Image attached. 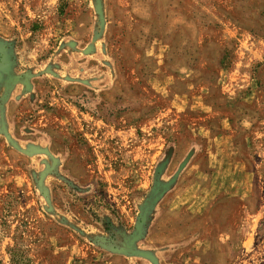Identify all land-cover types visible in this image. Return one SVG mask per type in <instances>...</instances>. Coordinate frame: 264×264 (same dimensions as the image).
Listing matches in <instances>:
<instances>
[{
  "label": "rangeland",
  "instance_id": "rangeland-1",
  "mask_svg": "<svg viewBox=\"0 0 264 264\" xmlns=\"http://www.w3.org/2000/svg\"><path fill=\"white\" fill-rule=\"evenodd\" d=\"M0 264H264V0H0Z\"/></svg>",
  "mask_w": 264,
  "mask_h": 264
},
{
  "label": "water",
  "instance_id": "water-1",
  "mask_svg": "<svg viewBox=\"0 0 264 264\" xmlns=\"http://www.w3.org/2000/svg\"><path fill=\"white\" fill-rule=\"evenodd\" d=\"M6 69V56L0 51V71Z\"/></svg>",
  "mask_w": 264,
  "mask_h": 264
}]
</instances>
